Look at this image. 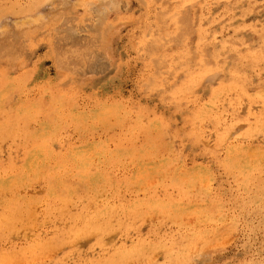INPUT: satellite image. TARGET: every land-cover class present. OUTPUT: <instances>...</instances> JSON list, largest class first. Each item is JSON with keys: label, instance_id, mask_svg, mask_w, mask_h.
<instances>
[{"label": "rangeland", "instance_id": "374dc122", "mask_svg": "<svg viewBox=\"0 0 264 264\" xmlns=\"http://www.w3.org/2000/svg\"><path fill=\"white\" fill-rule=\"evenodd\" d=\"M0 264H264V0H0Z\"/></svg>", "mask_w": 264, "mask_h": 264}, {"label": "bare ground", "instance_id": "6f19581e", "mask_svg": "<svg viewBox=\"0 0 264 264\" xmlns=\"http://www.w3.org/2000/svg\"><path fill=\"white\" fill-rule=\"evenodd\" d=\"M262 125H263V124H262ZM225 163H226V162H225ZM237 164H238V163H237ZM84 166H85V165H84ZM37 167H38V166H37ZM239 167H240V166H239ZM41 169H42V168H41ZM38 171H39V170H38ZM42 171H43V170H42ZM96 174H97V173H96ZM60 178H61V177H60ZM253 179H254V178H253ZM54 180H55V179H54ZM56 180H58V179L56 178ZM56 180H55V181H56ZM206 180H207V179H206ZM55 181H54V182H55ZM253 182H254V181H253ZM55 183H56V182H55ZM117 183H118V182H117ZM61 184H62V183H61ZM47 185H48V184H47ZM67 185H68V184H66V186H67ZM69 185H70V184H69ZM148 186H149V185H148ZM69 187H70V186H69ZM72 187H73V186H72ZM115 189H116V188H115ZM73 190H74V189H73ZM86 190H87V189H86ZM48 191H49V190H48ZM50 191H51V190H50ZM59 191H60V190H59ZM97 192H98V191H97ZM110 192H111V191H110ZM1 193H2V192H1ZM13 194H14V193H13ZM43 196H44V195H43ZM67 196H68V195H67ZM58 197H59V196H58ZM61 197H62V196H61ZM61 197H60V198H61ZM64 197H65V196H64ZM64 197H63V198H64ZM60 198H59V199H60ZM61 199H62V198H61ZM73 199H74V198H73ZM53 200H54V199H53ZM46 201H47V200H46ZM5 203H6V202H5ZM7 203H8V202H7ZM50 207H51V206H50ZM63 207H64V206H63ZM13 209H14V208H13ZM61 212H62V211H61ZM92 214H93V213H92ZM198 214H199V213H198ZM74 216H75V215H74ZM111 217H112V216H111ZM109 218H110V217H109ZM95 220H96V219H95ZM1 221H2V220H1ZM97 222H98V221H97ZM6 224H7V223H6ZM69 230H70V229H69ZM72 230H73V229H72ZM71 233H72V232H71ZM99 244H100V243H99ZM182 255H183V254H182ZM38 257H39V256H38ZM41 260H42V259H41Z\"/></svg>", "mask_w": 264, "mask_h": 264}]
</instances>
